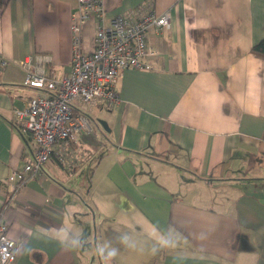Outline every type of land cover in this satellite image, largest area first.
<instances>
[{"label":"crops","instance_id":"obj_1","mask_svg":"<svg viewBox=\"0 0 264 264\" xmlns=\"http://www.w3.org/2000/svg\"><path fill=\"white\" fill-rule=\"evenodd\" d=\"M75 3L0 0V209L14 264H264V54L251 49L264 0H104L83 25L84 51L118 14L169 12L170 26L149 33L152 69L124 68L118 101L89 110L92 131L55 143L11 192L6 179L34 148L13 110L45 94L23 84L21 60L67 74ZM101 246L117 256L105 262Z\"/></svg>","mask_w":264,"mask_h":264},{"label":"built area","instance_id":"obj_2","mask_svg":"<svg viewBox=\"0 0 264 264\" xmlns=\"http://www.w3.org/2000/svg\"><path fill=\"white\" fill-rule=\"evenodd\" d=\"M75 6L70 16L72 57L67 74L57 79L42 65L40 69H32L29 58L21 60L27 70L23 84L41 89L45 94L34 95L25 108L13 110L20 135L29 139L34 148L23 170L12 171L6 179L11 192H16L23 184L26 172L33 175L41 170L55 143L73 139L82 130L92 131L89 110L118 101L115 85L124 68L152 69L143 59L158 53L149 42V33L170 26L167 11L162 14L150 11L135 20L129 15L118 14L109 25L96 29L94 48L84 51L81 47L83 25L93 17L104 16V0H76ZM48 61L45 55L39 58L41 64ZM74 106H78L77 112ZM17 250L18 243L9 237L7 218L0 209V264H14Z\"/></svg>","mask_w":264,"mask_h":264},{"label":"clouds","instance_id":"obj_3","mask_svg":"<svg viewBox=\"0 0 264 264\" xmlns=\"http://www.w3.org/2000/svg\"><path fill=\"white\" fill-rule=\"evenodd\" d=\"M59 242L63 245L65 242L64 238H61ZM121 242L126 243L123 237L121 238ZM72 243L75 247H79L80 245L79 240H74ZM97 251H98V254L105 260V262H108L117 256L119 250L118 248L112 247V246H101L97 249Z\"/></svg>","mask_w":264,"mask_h":264},{"label":"rangeland","instance_id":"obj_4","mask_svg":"<svg viewBox=\"0 0 264 264\" xmlns=\"http://www.w3.org/2000/svg\"><path fill=\"white\" fill-rule=\"evenodd\" d=\"M165 236L166 235H164V237H162L163 243L161 242L162 243L161 245H166L167 244V246H166V251H167L166 257H168V260H169L170 259V254H171V251H172V247H171V244H170L171 238H165ZM162 251H163V249L159 250V252H157V254L155 256L158 260H160L162 255H163ZM150 264H151V262H150ZM152 264H153V261H152Z\"/></svg>","mask_w":264,"mask_h":264},{"label":"trees","instance_id":"obj_5","mask_svg":"<svg viewBox=\"0 0 264 264\" xmlns=\"http://www.w3.org/2000/svg\"><path fill=\"white\" fill-rule=\"evenodd\" d=\"M252 51L264 54V37L251 46Z\"/></svg>","mask_w":264,"mask_h":264},{"label":"water","instance_id":"obj_6","mask_svg":"<svg viewBox=\"0 0 264 264\" xmlns=\"http://www.w3.org/2000/svg\"><path fill=\"white\" fill-rule=\"evenodd\" d=\"M100 124H102L103 126H106V122H104L103 120H100Z\"/></svg>","mask_w":264,"mask_h":264}]
</instances>
